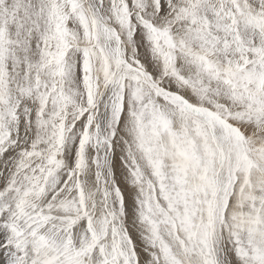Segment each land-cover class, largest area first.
I'll return each mask as SVG.
<instances>
[{
    "label": "snow or ice",
    "instance_id": "obj_1",
    "mask_svg": "<svg viewBox=\"0 0 264 264\" xmlns=\"http://www.w3.org/2000/svg\"><path fill=\"white\" fill-rule=\"evenodd\" d=\"M0 264H264V0H0Z\"/></svg>",
    "mask_w": 264,
    "mask_h": 264
}]
</instances>
